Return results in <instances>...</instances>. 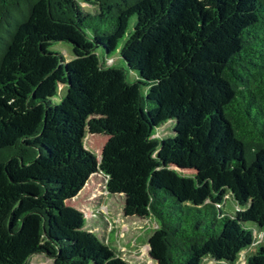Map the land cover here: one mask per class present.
<instances>
[{"label":"trees","instance_id":"16d2710c","mask_svg":"<svg viewBox=\"0 0 264 264\" xmlns=\"http://www.w3.org/2000/svg\"><path fill=\"white\" fill-rule=\"evenodd\" d=\"M57 43L123 65L88 118L35 94ZM91 188L156 224V264H264V0H0V264H130Z\"/></svg>","mask_w":264,"mask_h":264},{"label":"rangeland","instance_id":"374dc122","mask_svg":"<svg viewBox=\"0 0 264 264\" xmlns=\"http://www.w3.org/2000/svg\"><path fill=\"white\" fill-rule=\"evenodd\" d=\"M54 49L61 52V64L35 90V94L38 97L53 100L73 115L88 118L91 99L87 93V85L103 79L118 80L125 78L122 71L123 65H116L113 60H103L94 53L79 54L73 52L67 43H57ZM85 65H87L86 68ZM72 69H82V72L78 73ZM127 79L134 81L135 75L129 73ZM86 141L88 148L100 157L106 142L105 137L88 136ZM96 195L91 188L83 196V198L90 196L89 199H84L81 203L85 214L88 217H94L96 213V217L87 223L96 230L106 244L115 249L119 256L130 264H156L147 254L149 240L156 224L152 221L126 218L123 212L124 206L120 201L113 197L98 199ZM73 206L79 207L80 204L74 203ZM260 240H262L261 237ZM255 250H257L256 246ZM245 256V254L241 256L239 264H244ZM30 264L54 263L52 259L35 255L30 260ZM202 264L212 263L205 261Z\"/></svg>","mask_w":264,"mask_h":264},{"label":"built area","instance_id":"2783aa9c","mask_svg":"<svg viewBox=\"0 0 264 264\" xmlns=\"http://www.w3.org/2000/svg\"><path fill=\"white\" fill-rule=\"evenodd\" d=\"M260 237H261V239L263 238V235H260ZM259 240H260V238H259Z\"/></svg>","mask_w":264,"mask_h":264}]
</instances>
